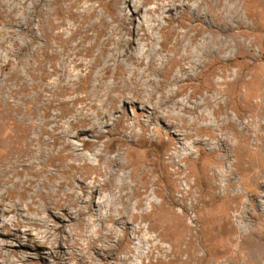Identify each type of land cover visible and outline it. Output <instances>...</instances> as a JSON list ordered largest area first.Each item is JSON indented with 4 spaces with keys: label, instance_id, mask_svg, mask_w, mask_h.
I'll return each mask as SVG.
<instances>
[{
    "label": "rangeland",
    "instance_id": "rangeland-1",
    "mask_svg": "<svg viewBox=\"0 0 264 264\" xmlns=\"http://www.w3.org/2000/svg\"><path fill=\"white\" fill-rule=\"evenodd\" d=\"M0 264H264V0H0Z\"/></svg>",
    "mask_w": 264,
    "mask_h": 264
}]
</instances>
